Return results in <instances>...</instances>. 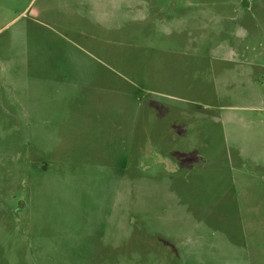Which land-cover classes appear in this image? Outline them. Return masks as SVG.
I'll return each mask as SVG.
<instances>
[{
    "label": "rangeland",
    "instance_id": "1",
    "mask_svg": "<svg viewBox=\"0 0 264 264\" xmlns=\"http://www.w3.org/2000/svg\"><path fill=\"white\" fill-rule=\"evenodd\" d=\"M0 264H264V0H0Z\"/></svg>",
    "mask_w": 264,
    "mask_h": 264
}]
</instances>
